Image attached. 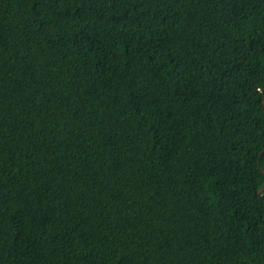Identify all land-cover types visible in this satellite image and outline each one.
<instances>
[{
	"label": "trees",
	"instance_id": "16d2710c",
	"mask_svg": "<svg viewBox=\"0 0 264 264\" xmlns=\"http://www.w3.org/2000/svg\"><path fill=\"white\" fill-rule=\"evenodd\" d=\"M264 0H0V264H264Z\"/></svg>",
	"mask_w": 264,
	"mask_h": 264
},
{
	"label": "water",
	"instance_id": "95a60500",
	"mask_svg": "<svg viewBox=\"0 0 264 264\" xmlns=\"http://www.w3.org/2000/svg\"><path fill=\"white\" fill-rule=\"evenodd\" d=\"M262 108H263V112H264V101H263V106H262ZM262 154H264V150L260 153V155H259V159H260V157L262 156ZM259 168H260V170L264 173V171L261 169V167H260V164H259ZM259 194L260 195H263L264 194V186L262 187V188H260L259 189Z\"/></svg>",
	"mask_w": 264,
	"mask_h": 264
}]
</instances>
